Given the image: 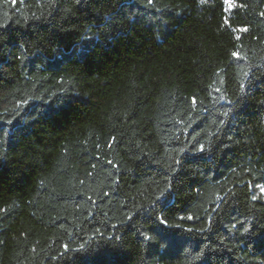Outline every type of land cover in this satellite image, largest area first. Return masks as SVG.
<instances>
[{
    "label": "trees",
    "instance_id": "trees-1",
    "mask_svg": "<svg viewBox=\"0 0 264 264\" xmlns=\"http://www.w3.org/2000/svg\"><path fill=\"white\" fill-rule=\"evenodd\" d=\"M264 0H0V264H264Z\"/></svg>",
    "mask_w": 264,
    "mask_h": 264
},
{
    "label": "rangeland",
    "instance_id": "rangeland-1",
    "mask_svg": "<svg viewBox=\"0 0 264 264\" xmlns=\"http://www.w3.org/2000/svg\"><path fill=\"white\" fill-rule=\"evenodd\" d=\"M263 192H264V190H263Z\"/></svg>",
    "mask_w": 264,
    "mask_h": 264
}]
</instances>
